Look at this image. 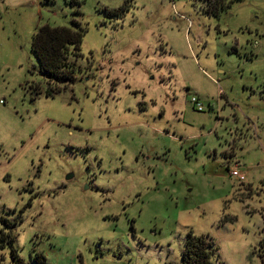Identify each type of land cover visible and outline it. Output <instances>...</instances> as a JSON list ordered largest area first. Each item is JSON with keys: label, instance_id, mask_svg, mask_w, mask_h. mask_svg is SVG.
I'll return each mask as SVG.
<instances>
[{"label": "rangeland", "instance_id": "obj_1", "mask_svg": "<svg viewBox=\"0 0 264 264\" xmlns=\"http://www.w3.org/2000/svg\"><path fill=\"white\" fill-rule=\"evenodd\" d=\"M207 7L0 0V264H181L189 231L264 264V0ZM77 22L75 82L34 95V33Z\"/></svg>", "mask_w": 264, "mask_h": 264}, {"label": "trees", "instance_id": "obj_2", "mask_svg": "<svg viewBox=\"0 0 264 264\" xmlns=\"http://www.w3.org/2000/svg\"><path fill=\"white\" fill-rule=\"evenodd\" d=\"M208 13H216L218 7H225L227 0H206ZM78 0H72L77 4ZM217 5V6H216ZM116 11V10H114ZM76 22V21H75ZM84 29L77 22L75 28L68 26H41L33 35L31 51L44 75L46 87L32 86L34 95L53 97L75 82L80 70L77 57L80 56ZM242 183V182H241ZM214 240L205 235H195L189 231L182 251L181 264H224L217 256ZM43 257V256H42Z\"/></svg>", "mask_w": 264, "mask_h": 264}, {"label": "built area", "instance_id": "obj_3", "mask_svg": "<svg viewBox=\"0 0 264 264\" xmlns=\"http://www.w3.org/2000/svg\"><path fill=\"white\" fill-rule=\"evenodd\" d=\"M192 103L194 104V106L199 111L204 110L203 104H201L199 102V99L197 97L192 98ZM239 168H240V164H238V163H236L233 167H231L229 170L230 176H231V178H234V179L238 180L239 182H244L246 180V175L244 173H242Z\"/></svg>", "mask_w": 264, "mask_h": 264}, {"label": "flooded vegetation", "instance_id": "obj_4", "mask_svg": "<svg viewBox=\"0 0 264 264\" xmlns=\"http://www.w3.org/2000/svg\"><path fill=\"white\" fill-rule=\"evenodd\" d=\"M216 6H217V5H216ZM217 7H218L219 10H222V9H223V7H221L220 5L217 6Z\"/></svg>", "mask_w": 264, "mask_h": 264}]
</instances>
